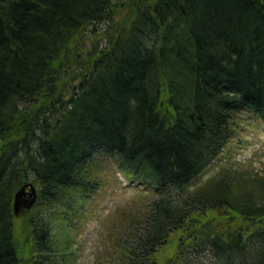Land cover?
<instances>
[{
	"label": "trees",
	"instance_id": "1",
	"mask_svg": "<svg viewBox=\"0 0 264 264\" xmlns=\"http://www.w3.org/2000/svg\"><path fill=\"white\" fill-rule=\"evenodd\" d=\"M243 110L264 121V0H0V264H79L103 153L154 194L104 223L114 264H264V196L191 184Z\"/></svg>",
	"mask_w": 264,
	"mask_h": 264
},
{
	"label": "rangeland",
	"instance_id": "2",
	"mask_svg": "<svg viewBox=\"0 0 264 264\" xmlns=\"http://www.w3.org/2000/svg\"><path fill=\"white\" fill-rule=\"evenodd\" d=\"M117 19H120V16ZM234 118L236 127L233 137L218 157L193 179L192 189L205 187L208 191H214L219 187V181L223 177L225 181H229L233 202L238 203L246 196L262 199L264 192L260 181L264 177V121L250 110L239 111ZM101 160L103 165L98 168L97 177L103 180L104 187L96 192L95 196L99 199L92 207L90 201L82 203L80 207L81 212L90 208L86 216L80 220L77 248L79 251L78 254L76 253L78 255L76 261L79 264H114L117 251L112 246L111 239H108L110 232L104 223H112L120 211V206L127 207V211H134L140 201L151 200L154 195L146 192L143 186H138L137 182L132 183L122 176L106 153L101 155ZM31 213H34V204L28 208L24 207L23 213L19 215L24 217H21L23 221L25 218L29 220ZM208 214L214 219H219L221 216L219 209ZM53 217L52 214L51 221ZM220 219L224 222L231 219L235 224L241 222L240 215L231 210H227L225 217L221 216ZM57 234L62 236L60 233ZM76 245L75 242L74 248ZM193 264H220V262L211 256H205L203 259H197Z\"/></svg>",
	"mask_w": 264,
	"mask_h": 264
},
{
	"label": "water",
	"instance_id": "3",
	"mask_svg": "<svg viewBox=\"0 0 264 264\" xmlns=\"http://www.w3.org/2000/svg\"><path fill=\"white\" fill-rule=\"evenodd\" d=\"M37 198V189L32 182L24 184L15 193L14 212L16 215L21 214L24 207H30Z\"/></svg>",
	"mask_w": 264,
	"mask_h": 264
}]
</instances>
